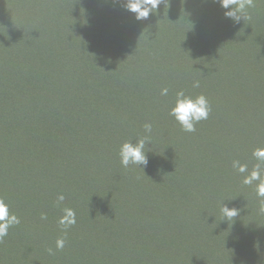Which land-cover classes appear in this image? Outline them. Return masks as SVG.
Segmentation results:
<instances>
[{
	"label": "rangeland",
	"instance_id": "374dc122",
	"mask_svg": "<svg viewBox=\"0 0 264 264\" xmlns=\"http://www.w3.org/2000/svg\"><path fill=\"white\" fill-rule=\"evenodd\" d=\"M128 3L129 0H0V27L2 31H10L2 43V55L7 53L9 44L13 47L15 32L20 34L19 40L26 47V40L38 30L39 37L47 42L45 58L60 56L61 68L68 70L76 42L83 40L88 45L100 38L103 17H108L109 29L114 25V33H117V24L135 22L143 30L144 41H149L145 43L148 51L137 59L125 56L128 62L118 90L124 92L129 88L130 91L146 70L166 85L173 86L172 100L181 90L192 98L204 95L211 111L206 120L195 125L194 132L207 146L197 149L181 144L168 131H174V127L163 121L166 115L158 120L154 116L159 112L145 113L139 109L141 104L137 108L131 105L136 123L130 124L126 136L122 129L113 139L104 133L98 143L100 147H90L83 154L88 165L69 168L58 160L60 164L52 169L50 188L37 196L41 198L39 209L31 211L30 207L20 205L22 212L18 218L30 219L23 228L17 229L20 231L18 248L8 251L5 262L10 259V264H130V261L131 264H206L200 258L207 256L208 264H214L210 252L201 247L190 252V247L197 237H202L198 231L200 227H212L213 235L216 234V215L199 227L188 223L186 229L194 230L193 240L184 233L169 235L176 228L158 221L161 213L157 216L153 211L168 208L169 212L187 218L185 203L191 195L183 196L184 203L173 205V202L169 204L168 194L171 190L178 193L192 190L195 179L192 174L206 167V162L213 158L214 182L210 190L217 191L213 205L218 207L226 200V197L218 200L224 189L226 196L229 194L238 205V215L225 230L230 238L237 234L233 231L241 226L240 220L244 219V224L252 215L255 220L264 217L259 214L256 182L243 184L247 173L240 174L233 168V162L239 161L247 165L250 173L257 163L253 151L264 148V0H253V7L247 9L248 18L239 23L226 18V10L215 0H161L147 19L139 20L136 13L128 10ZM124 29L129 31L126 26ZM50 31L59 38L58 43L51 42ZM109 35L106 33L104 37ZM112 44L113 39L108 37L104 46ZM42 62L46 66L44 59ZM217 78L222 84L216 98L218 102L207 91L196 94L195 82L201 87L203 82H214ZM163 111L166 110L160 112ZM258 113L261 115L256 118ZM76 116L81 118L82 114ZM102 116L94 117L92 122L101 130L111 126L104 120L95 121ZM148 123L152 125V132L150 144L145 149L147 165L124 167L119 156L121 145L128 141L135 143L144 137V125ZM158 126L162 129H157ZM4 130L9 131L8 128ZM0 147L6 160L14 163L18 160L12 151L4 149V145ZM96 161L100 162L99 169L92 168ZM162 188L171 190L164 189L166 192L160 199L152 197L159 196L158 189ZM26 192L24 188L21 195ZM60 195L64 196L62 202L58 201ZM4 201L10 204V198L9 202ZM65 208L74 210L76 215V223L66 231L58 223ZM232 208L235 207L232 205ZM105 220L115 223L111 236L107 235L108 226H102ZM261 227L256 234L253 233L255 227L247 232L239 243L237 237L231 255H227L228 258L221 255V263L264 264V226ZM181 229L186 231L184 226ZM139 231L142 235H135ZM6 237L0 240V247ZM60 238L65 240V245L57 249L56 241ZM121 240L127 242L124 254L110 259L114 246ZM170 248H177L179 252ZM14 251L18 256L16 260L9 258L14 256Z\"/></svg>",
	"mask_w": 264,
	"mask_h": 264
},
{
	"label": "trees",
	"instance_id": "16d2710c",
	"mask_svg": "<svg viewBox=\"0 0 264 264\" xmlns=\"http://www.w3.org/2000/svg\"><path fill=\"white\" fill-rule=\"evenodd\" d=\"M107 18V16L102 18L101 34L97 42L88 45L84 44L83 40L76 42L68 70L61 68L60 56L54 55L49 60L45 58L47 42L39 37L38 30L26 40V47L19 40L20 34L17 35L15 32L12 37V40H16L13 47L11 48L9 44L6 48L7 53L2 55V43H5L4 39L10 35V31H2L0 27V146L4 145V149L12 151L18 159L15 163L9 162L10 160L8 158L6 160V156L2 155L4 150L0 147V199L3 198L9 202L10 198V204H8L10 214L18 217L22 212L20 205L23 208L30 207L31 211L39 209L41 198L37 196L50 188L52 169L60 164L58 160L69 168L82 166L85 163L88 165L83 154L90 147L99 148L98 143L104 133L110 134L113 139L122 129L123 136H126V132L131 129L130 124L136 123L133 120L136 114L132 109L130 110L131 105L137 108L141 104L139 109L145 113L159 112L154 116L158 120L166 115L163 121L174 127V131H168L181 144H188L197 149L206 145L200 135L196 132L183 131L175 119L169 115L175 103V100H172L174 93L172 85H166L165 82H161L144 70L142 77L131 86L130 91L129 88H126L124 92L118 90V83L123 78L128 62L125 56L132 55L137 59L144 55L148 51L145 43L149 41L148 39L144 41L143 30L137 23L117 24V33H114L112 31L114 25L112 24L109 29L111 23H106ZM125 26L129 28V31L124 29ZM106 33L110 35L104 37ZM53 34L50 31L48 37L51 35V42L58 43L59 38L54 37ZM108 37L113 39L111 47L104 46ZM51 47L55 46L51 44ZM43 59L46 66H43ZM202 84L203 86L195 90L196 94L207 91L208 95L216 100L222 86L220 79ZM165 88L168 89V94L161 95V90ZM253 100L252 98L251 101ZM132 102L135 104H131ZM162 109L166 111L160 112ZM78 113L82 114L81 118L76 116ZM261 113L256 114L255 117L258 118ZM98 115L103 116L95 121L104 120L111 126L107 125L101 130L99 125L92 123L94 117ZM176 125L179 128H176ZM4 128L9 129L8 134ZM157 129L162 128L158 126ZM165 130H163L164 135H166ZM51 147L55 150H51ZM94 163L97 164L92 168L99 169L100 162ZM205 166L200 168L199 172L196 170L194 173L195 169L193 170L192 175H195V179L192 190L182 193L176 191V193L170 188H162L158 189L159 196H152L160 199L166 192L164 189L171 190L172 192L168 194L171 198L169 204L173 202L175 205V203H184L186 199L183 196L190 194V200L185 203L187 218L183 219L184 216L180 213L177 215L174 211L169 212L168 208L154 209V214L157 213L158 216L161 213V215L157 217L152 214L151 216L176 228L171 230L169 235H173V232L184 233L194 240L191 235L194 230L186 229L188 223L199 227L201 223L216 215L217 217L214 216L218 227L216 234L213 235L212 227H200L198 231L201 232L202 237L194 240L190 252H195L201 247L205 252H210V260L214 264H222L221 255L226 258H228L227 255H231L230 251L233 250L237 237L239 243L254 227L256 230L253 233L256 234L262 228L261 226H264V217L255 220L252 215L244 224V219L240 220L241 226L233 231L237 234L230 238L225 230L230 226L231 219L224 218L221 209L222 206L231 209L232 205L235 208L238 205H235V201L229 194L226 196V189L218 195L220 201L226 197L223 204L218 207L213 205L212 201L217 197V191L210 189L214 182L212 170L215 167V158L208 160ZM24 188L27 189L26 195H21ZM143 200L145 201L144 198ZM158 204L164 203L158 202ZM29 219L19 218L20 223L9 228L8 236L0 247V264H10V259L5 262L6 255L8 251L18 248L17 236L20 231L17 229L23 228ZM111 221L105 220L102 223V226H108L107 235L110 236L113 235L112 228L115 224ZM183 226L186 231L181 229ZM135 235L141 236L142 231L135 232ZM136 243H133L134 248L138 247ZM203 243H206L205 248L202 246ZM126 246L125 240L119 241L114 246L110 259L122 256ZM170 250L179 252L177 248H170ZM9 258L18 259L17 253L14 251V256ZM207 260H209L207 256L200 258V261L206 264H208Z\"/></svg>",
	"mask_w": 264,
	"mask_h": 264
},
{
	"label": "clouds",
	"instance_id": "9594fccd",
	"mask_svg": "<svg viewBox=\"0 0 264 264\" xmlns=\"http://www.w3.org/2000/svg\"><path fill=\"white\" fill-rule=\"evenodd\" d=\"M221 8L225 9L224 16L230 18L234 23H239L241 19L247 17V9L253 7V0H215ZM161 0H134L129 3L127 8L129 11L136 13V19H147L149 13H153V9H157ZM194 87H199V82H195ZM168 89H162L161 95H167ZM211 111L210 104L204 95H198L195 98L186 96L184 91L176 93L174 106L171 108L169 115L172 116L185 132H194L195 125L202 120H206ZM146 135L135 143L124 142L119 151L121 164L124 167L131 165H147L146 145L150 144V134L152 125L150 123L144 125ZM252 155L256 158L257 163L253 170L249 173L247 165L240 164L239 161L233 162V168L240 174H245L243 184L252 185L256 182V195L259 198V214L264 215V148H257ZM64 196L60 195L58 201L62 202ZM64 215L59 219L58 223L65 231L76 223V215L74 210L65 208ZM224 218L233 219L238 215L239 210L236 208L229 209L222 206ZM46 219V216H42ZM20 220L15 214H10L9 205L3 199H0V240L8 235V230L13 225L19 224ZM65 245L63 238L57 239L56 248L62 249ZM51 251V250H49Z\"/></svg>",
	"mask_w": 264,
	"mask_h": 264
}]
</instances>
